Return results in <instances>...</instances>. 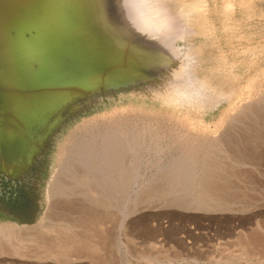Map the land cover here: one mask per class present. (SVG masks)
<instances>
[{"label":"rangeland","instance_id":"obj_1","mask_svg":"<svg viewBox=\"0 0 264 264\" xmlns=\"http://www.w3.org/2000/svg\"><path fill=\"white\" fill-rule=\"evenodd\" d=\"M125 1L122 6H107L106 10L103 9L104 15L92 12V16L96 21L105 24L108 36L114 40L126 41L128 45L140 34V31H134L136 26L158 25L169 19L178 26L171 41L174 51L178 53V59L176 58L153 80H143L136 84L110 89L104 85L90 87L76 101L86 111L83 116L122 107L125 115L131 118L128 124L122 123L127 127L120 125L122 126L120 130L144 135L146 140L142 139L144 143L140 142L138 152L136 154L129 152L127 156L129 159L126 157L132 166L124 159V162L126 160L125 163L137 173L134 176L136 182L133 181L136 183L135 186L133 187V182L128 183L130 187L132 186L131 189H128V192L124 191L123 194L118 192L119 195L106 189L107 195L112 193L113 198L118 197L117 201L112 197L110 199L119 206L122 205L121 209L117 207L112 211L113 208L109 210L107 208L105 211V207L97 204L99 207H96L92 204L99 210L91 206L96 212L90 208L91 214L89 210L84 212L87 216L75 210V207L67 208L69 205L66 203L63 205L60 199L49 201V187L57 171L60 145L68 128L75 124L74 118L52 135L51 140L35 157L27 173L19 178H13L0 170V225L24 227L38 224L44 219L47 210H50L49 217L55 214L54 220L48 217L50 223L54 221L56 224L57 220L58 223L65 221L80 226L77 227L78 230L75 229L80 235L77 237L75 233L74 236L78 240L75 237L77 242L73 241L74 250L71 251L72 257L81 259L78 263L74 262L75 264H264V92L258 94L264 89V0ZM104 18L107 22H104ZM148 36L160 40V35L156 32ZM179 65L184 67L185 75L183 74L181 82L186 85L180 90L187 93L188 102L174 103L164 97L165 95L156 93L154 89L151 91L148 89L152 82L153 85L160 83L174 66L176 68ZM257 91L258 93H255ZM259 95H262V98ZM257 97L263 101H261L263 106L259 104L260 100ZM253 98L254 101L256 98L252 105L255 109L254 111L252 107L250 109L256 116L244 113L242 120L248 119L245 122L240 119L243 124L237 121L221 122V116H228L240 106V103ZM146 105H149V108ZM257 106L259 110L256 109ZM152 110L153 112H150ZM170 114L173 119L169 118ZM177 119L182 121L176 122ZM167 120H170V123ZM221 131L226 138V141L223 140L225 138L221 141L225 142L223 145L226 146L225 150L230 157L228 159V155L225 156V150L219 152L220 150L215 149L221 153L217 155L219 159L217 158L216 162L226 165L225 168L229 166L231 170L228 168L227 170L231 178L228 175L225 176L226 179L222 178L227 180L228 197L224 198L226 193L225 195L219 193L220 195L216 196L224 195L222 199L230 204V207L227 205L228 209L210 211L194 209L195 204L190 206L193 202V195L190 192L178 193L179 195L168 190L169 193L166 190L162 192L161 188H165L164 185L167 188L172 186L168 182H158L156 187H160V190H151L153 183L150 182H153L155 177L162 176L161 172L170 168L172 164L181 161L182 156L194 153V161L196 160L197 164L203 162L202 157L205 156L206 149H209L210 141L219 137ZM212 134L215 136H211ZM210 137L212 138L209 139ZM220 145L217 148L223 147ZM223 149L224 147L221 148ZM135 156L137 159H134ZM142 182L144 186L150 185L151 188L141 193L146 197H142L143 200L140 201L135 198L134 190L140 185L143 186ZM184 195L192 196L189 198ZM147 197L149 200H146ZM135 202L138 205L137 209L133 208ZM54 207L56 209L52 210ZM126 209H129L130 214ZM120 210L122 212L126 210L130 215L125 221L124 229L118 228L120 224H116L120 223L118 220V216L120 218L122 215ZM97 212L101 217L96 215ZM111 212L117 219L104 220V214H107L108 218L114 217ZM89 215H92L91 218H88ZM99 218L101 220H98ZM32 232L39 234L37 229ZM72 238L74 240V237ZM84 239L86 245L93 246L91 244L93 243L97 250L91 254L93 249L88 250L90 253L83 249ZM71 243L72 241L69 243L72 246ZM120 243L122 245H119ZM1 244L3 248L0 247V264H35L32 260L31 262L26 260L34 258L30 257L34 253V248L36 249L33 245H27L29 248L26 247V250H23L25 247L21 248V252L26 256H19L13 253L11 243ZM78 246H81V249ZM83 251H86V254ZM146 256L154 258L153 261L150 263ZM63 261L59 260L58 264H66Z\"/></svg>","mask_w":264,"mask_h":264},{"label":"bare ground","instance_id":"obj_2","mask_svg":"<svg viewBox=\"0 0 264 264\" xmlns=\"http://www.w3.org/2000/svg\"><path fill=\"white\" fill-rule=\"evenodd\" d=\"M124 1L0 0V170L10 177H21L34 163L35 157L40 150L44 149L46 143L51 140L52 135L66 122H71L75 118V124L68 128L65 139L60 145L57 157V171L56 173L54 172L55 176L49 187L48 195L49 201H56L55 198L60 199L63 205L64 203L69 205L67 208L75 207L74 209L79 210L80 213L90 211L92 204L105 207V211L107 208V210L113 208L112 211H114V208L122 206L110 199L112 193L107 195L105 191L109 189L114 194L117 193L119 195L121 192L123 194L124 191L131 189L132 186L130 187L128 183L136 180L134 176L137 173L129 167L131 164L127 156L129 152H135V154L138 152L139 144H141L140 142H142L144 135L142 133L130 134L128 131L125 132L126 130H120L124 126L122 123L128 124L131 118L125 115V110L122 107L83 116L86 111L81 108V104L76 99L90 87L95 88L99 85H104L110 89L136 84L143 80H153L161 72L165 71V68L171 65L176 58L178 59V53L174 51L175 49L171 42L178 26L171 23L169 19L158 25L136 26L134 31H140V34L129 45L126 41L114 40L108 36L104 28L105 24L96 21L92 16V12L104 15L105 11L103 9L106 10L107 6H122V4H125ZM105 18L104 22H107ZM153 32L160 35V40L157 41L156 38L148 36L150 34L153 35ZM183 74V66L179 65L176 68L174 66L160 83L153 85L152 82L148 89L150 91L154 89L156 93L165 95L164 97L174 103L188 102L187 93L180 90L182 86H186L181 82ZM260 92H264V89L260 90L259 93L258 91L255 93L260 94ZM261 96L259 95L260 98H262ZM255 101L253 98L240 103L238 108L231 105L235 110L231 109L233 112L231 111L232 113L230 112L228 116L226 115L227 112L225 117L221 116V122H245L248 118L242 120L244 113L255 114L254 116H256V113L252 112V105ZM261 101H258L260 102L259 104H262L263 101ZM251 107L252 109H250ZM257 107L256 109L259 110V106ZM146 109L145 111H147ZM249 109L250 113L248 112ZM147 112L149 114V111ZM150 112H153V110ZM133 113L134 111H132ZM163 114L165 116L164 111ZM240 119L242 122L239 121ZM179 120L182 121L181 119ZM179 120L177 119L176 122H179ZM169 121L168 123H170ZM135 132L137 131L135 130ZM221 135L223 136L220 137ZM211 136L215 135L212 134ZM180 138L182 140V137ZM222 138H225L223 132L219 134V137L217 136L211 140L210 144L207 141L209 149H206L205 156L202 157L203 162L200 164L199 162L197 164L196 160L194 161V153L192 155L190 152L191 154L182 156L181 161L178 160L170 168L164 170L163 173L161 172L162 176L159 178L155 177V180L153 179V182H150L153 183L152 188L150 185L144 186L142 182L143 186L140 185L134 190L135 198L141 201L143 200L142 197H146L141 194L143 191L149 190V188L151 190L159 189L160 187H156V183L168 182L172 186L167 188L163 183L166 189L161 188L163 189L162 192L164 193V190L166 192L167 190L173 191L170 193L174 194L175 192L176 195L190 192L193 196H184L193 197V202H191L190 206L195 204L194 209L205 211L228 209L230 204L224 198L228 197L226 191L228 192L229 190L227 188V180L222 178H225L231 169L228 168L229 166L225 168L226 165L223 166L224 164L221 165L216 162L218 161L217 158L219 159L217 155L221 154L219 152H224L226 147L223 145L225 142L221 141ZM223 140L226 141V138ZM220 144L223 145V150H221L223 147H220ZM218 145H220V149L217 148ZM191 147L193 148V146ZM215 149L220 151H215ZM225 151V156H227L229 153H227V150ZM229 157L230 155L227 158L229 159ZM124 159H127V162L126 160L125 162H129V166L124 162ZM134 159H137L136 156ZM175 159L177 158L175 157ZM228 176L230 177V175ZM134 182L133 187L136 184ZM118 192L120 193L118 194ZM219 193L224 195L226 193V195L220 197ZM150 194L152 193L150 192ZM216 194L219 195L216 196ZM223 196L224 198L222 199ZM117 198L115 196L113 199L117 201ZM146 200H149V198L147 197ZM97 205L96 207H99ZM136 206L138 207L135 202L133 208L135 209ZM54 209L56 208L54 207L52 210ZM129 209L126 210L130 214ZM134 209L131 210L135 212ZM95 210H99V208ZM95 210L93 211L94 213L96 212ZM126 210L123 212L120 210L122 212V215L120 212V218L122 217V219L118 216L120 223L117 222L116 224H120L118 225L120 229H124L125 221L130 216ZM48 212L51 213L50 210H47L44 219L39 220L40 222L37 220L39 223H35L36 225L32 224L33 226L0 225V244L1 242L8 243V245L11 243V248H14L13 253L19 256H26V254L21 252V248L25 247L23 250H26V247L29 248L28 246L33 245L36 249L34 248L35 251L33 250L34 253L30 257L34 258H27L26 260H32L35 264H58L61 259L66 264L80 262L81 259L72 257L71 253L74 250L73 244L75 243L73 241L80 235H78L79 231L76 232L80 226L62 221L61 218L62 222L60 223L57 220L55 221L56 224L53 223L54 221L50 223ZM79 214L78 216H80ZM84 214L86 215V213ZM96 215H99V213ZM104 215V220L106 221L112 218L114 220L117 219L113 213L114 217L109 216L110 218L106 217L107 214ZM89 216L88 218H91L92 215ZM53 217L52 220L55 219ZM98 220L101 219L99 218ZM102 222L104 223L105 221ZM76 228L77 230L75 231ZM36 229L39 234H33L32 230ZM75 233L76 236L78 235L77 237L74 236ZM72 237H74V240ZM90 237L92 239V236ZM88 239L86 240L90 242ZM66 240L72 241V246ZM79 241L78 243L82 242V240L81 242ZM83 242H86L85 239ZM84 243L82 244L84 245ZM91 244L95 248L90 245L91 248L85 243L83 249H87L86 251L93 249L91 251L92 254L94 250H97V246L93 243ZM8 245H4V247ZM119 245L122 244L120 243ZM11 248L10 250H12ZM79 248L81 249V246ZM86 251L83 252L86 254ZM87 258H89L88 255ZM153 259L148 257L146 260L152 262Z\"/></svg>","mask_w":264,"mask_h":264}]
</instances>
